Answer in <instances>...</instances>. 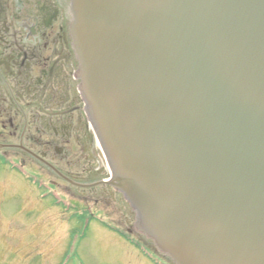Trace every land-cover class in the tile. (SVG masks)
<instances>
[{
	"label": "water",
	"instance_id": "water-1",
	"mask_svg": "<svg viewBox=\"0 0 264 264\" xmlns=\"http://www.w3.org/2000/svg\"><path fill=\"white\" fill-rule=\"evenodd\" d=\"M89 118L175 264H264V0H71Z\"/></svg>",
	"mask_w": 264,
	"mask_h": 264
},
{
	"label": "flooded vegetation",
	"instance_id": "flooded-vegetation-1",
	"mask_svg": "<svg viewBox=\"0 0 264 264\" xmlns=\"http://www.w3.org/2000/svg\"><path fill=\"white\" fill-rule=\"evenodd\" d=\"M69 6L70 0H0V161L28 166L29 159L53 178L34 174L63 196L67 184L105 186L96 194L111 196L113 187L94 167L95 136L81 91ZM133 225L124 229L146 240Z\"/></svg>",
	"mask_w": 264,
	"mask_h": 264
},
{
	"label": "rangeland",
	"instance_id": "rangeland-1",
	"mask_svg": "<svg viewBox=\"0 0 264 264\" xmlns=\"http://www.w3.org/2000/svg\"><path fill=\"white\" fill-rule=\"evenodd\" d=\"M94 147V167L109 179L96 139ZM27 161L28 166L0 161V264H158L152 258L155 253L149 256L131 245L112 224L133 228L135 222L115 188L108 187L114 192L111 196H100L96 192L105 186L78 188L65 183L68 197L62 195L57 203L33 183V170L45 173L48 180L51 174Z\"/></svg>",
	"mask_w": 264,
	"mask_h": 264
}]
</instances>
